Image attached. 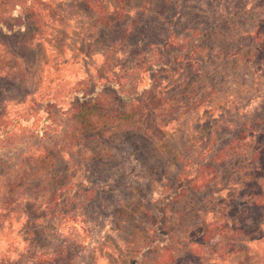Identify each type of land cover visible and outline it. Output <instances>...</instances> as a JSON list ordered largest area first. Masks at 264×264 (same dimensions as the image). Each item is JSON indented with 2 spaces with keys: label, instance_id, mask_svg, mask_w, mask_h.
I'll list each match as a JSON object with an SVG mask.
<instances>
[{
  "label": "rangeland",
  "instance_id": "rangeland-1",
  "mask_svg": "<svg viewBox=\"0 0 264 264\" xmlns=\"http://www.w3.org/2000/svg\"><path fill=\"white\" fill-rule=\"evenodd\" d=\"M28 1L33 10L15 13L25 23L42 15L38 34L28 21L24 33L0 42V65L7 73L0 80V264H20L30 256L26 239L32 226L27 235L22 228L32 214L25 202L36 191V178H42L35 174L42 169L38 155L57 147L63 152L60 171L69 159L73 165L81 159L67 137L76 124L68 105L57 108L50 100L54 96L66 105L92 80L129 101L97 114L101 129L121 123L105 136L116 139L92 140L86 147L92 151L88 162L99 161L83 171L94 173V182L105 179L109 188L88 206L69 209L85 213L94 224L84 228L71 222L65 231L74 233L77 227L82 240H100L84 245L77 263L160 264L167 256V264H264V44L253 39L255 27L264 25L258 21L264 0H125L122 7L114 0H89L109 8L106 19L78 0H0V16ZM215 24L220 27L212 42L195 52L199 30ZM189 55L203 57L200 72L182 66L186 78L177 82V67L169 62ZM18 72L21 83L6 78ZM154 74L166 78L155 86L149 78ZM188 83L192 97L182 99L161 125L123 120L126 105L150 87L158 86L159 98L165 89L178 91ZM40 109L54 117L43 134L30 129L42 120ZM144 131L140 146L135 139L127 141ZM238 135L244 140L229 152L213 182L175 198L197 160L191 151L201 153L208 144L210 150H223ZM253 188L261 194L254 195ZM236 232L242 235L234 248L229 237ZM207 237L210 241L203 242Z\"/></svg>",
  "mask_w": 264,
  "mask_h": 264
},
{
  "label": "trees",
  "instance_id": "trees-1",
  "mask_svg": "<svg viewBox=\"0 0 264 264\" xmlns=\"http://www.w3.org/2000/svg\"><path fill=\"white\" fill-rule=\"evenodd\" d=\"M114 2L122 7L125 0H114ZM77 3L83 5L90 13H101L105 15V19L107 18L106 15L109 12V8L104 6L103 2H97L95 7L89 0H78L76 1V4ZM34 8V4L28 1L24 6H20V4L16 5L13 9L14 11L3 12V15L0 16V18H3L0 21V42L3 39H8L24 33L27 29L28 21L31 22L36 34H38V29L40 28L38 25L43 23L42 15H39L40 17L37 20L34 19V15H31L25 23V21H21V13H18V11L15 13L16 10L27 12ZM36 10L40 12L39 9ZM29 14L30 13H27L26 16ZM258 21L264 22L263 13ZM108 22L109 21L107 20V23L101 25L100 32L107 29ZM258 26L255 27L257 31L255 32V37L253 39L255 43L264 44V25ZM219 27V25L215 24L212 26H205L200 30L198 29L201 33L198 37L199 39L196 41L197 45L195 52H200V50H202L207 44L212 42V37L218 32ZM146 31L147 30H142L141 36H145ZM61 42L64 45V40L60 41V45ZM62 47L60 46V49ZM114 48L115 47L111 46L110 50H114ZM256 48H258V46H256ZM193 56L194 55L182 56L177 58L174 62H169V67L174 65L177 67V69L173 71L175 72L174 76H177V82H181V80L186 78L184 73L185 69L184 67L182 68V66H185L186 70L193 69L197 74L200 72L199 69L201 67L199 62L203 57L196 55ZM193 61H195L194 65ZM2 65H0V80L5 77L4 74H7L6 71L2 70ZM17 68L16 65L13 67V70H16ZM178 69L181 70L179 71ZM164 70L166 71V69ZM11 77H13L14 81L16 80L18 82L23 81L24 79L19 72L13 76H6L8 79H11ZM149 78L152 85L156 86L158 81H164L166 77L165 75L154 74ZM188 84L184 89L178 91L177 89H165L166 93L163 95L161 93L159 98L157 94V89H159L158 86L150 87V89L146 91L145 94H142L140 98L133 99V101L130 100V104L126 105V111L128 114H124L123 120L135 121L144 119V121L148 122L147 127H150L151 125H155L156 127L161 125L165 122L166 118L172 117L173 108H175L176 105L181 104L182 99L192 97V84ZM96 85L97 84L92 80L85 88L76 91L75 97L66 105L58 102L56 98H53L54 96H52V99L50 100V102L57 108L62 107L64 109L68 105L67 110L69 111V116H71V119L74 120L76 124L74 127L69 128L67 137L70 142L69 144L79 150L81 159L74 165L73 160L69 159L64 166V170L60 171L57 169V164L60 160H63V152L58 151L57 147H54L51 150L47 149L42 154L38 155L37 160L42 169L41 172L40 169H37L35 174H42V178H36L34 183L36 191L32 192L30 198L25 202V205L32 210V214L30 217H25L27 222L23 224L22 228L24 231L23 234L27 235L26 231L29 229L28 227L30 225L32 226V229H29L30 232L26 239V242L29 243L30 256L26 261H22L20 264H78L76 260L79 259L80 254H82L84 248H86L84 245L100 244V240H95L88 236L87 241L86 239L82 240L80 235L77 234V227L73 229L74 233L68 232V228L67 231H65L66 227L71 222L81 225L83 224V227L87 226L90 228L94 223H91L85 213H76V211H74L75 213L72 214L69 209L74 207L75 210H78L82 204L88 206L97 195L109 188V185H106L104 182L105 179L97 178L94 182L92 181V178L96 177V175L94 173L92 174L90 170H87L86 172L83 171L86 166L90 164L93 165L96 161L97 163L99 161L97 157L92 163L88 162L92 151L86 148L87 144L92 140L108 141L109 143L114 141L116 137L106 140L105 136L116 129L118 130L121 124L120 123L119 126H112L108 130L101 129L96 120L98 117L97 114L103 110L109 109V105L111 104L117 106V104L120 105L127 100L129 101V99L124 97L125 95L119 91L111 90L106 93ZM149 94L152 96L150 100H144V97ZM104 97H108L110 100H103ZM187 102L188 100L186 103ZM3 104L4 103H2V105L0 104V108H2ZM165 105H169V109L166 111L163 110ZM186 106H188V104H186ZM129 107H131V109H129ZM39 113L42 120L39 121L37 125L36 122H34L30 129L35 133L43 134V132L48 130L50 125L54 122V117L43 109H40ZM147 134V131H144L141 134H131L127 138V141L135 139L137 141V146H140L141 137H146ZM241 136L242 135L232 137L229 143H226L224 149L217 152L210 150L209 144L201 149V153L191 151L193 155H197V160L192 163V167L189 168L190 171L184 174L185 176L181 180L178 190L176 189L174 191L175 198H184L193 192H199L208 187L213 182L215 174L218 172L219 168L224 166L229 152L234 148H238L242 140H244L243 136ZM69 156L72 158V154H69ZM199 158L201 161H198ZM43 191L49 194L48 198L41 194ZM253 194L257 195L261 193H258L257 189L253 188ZM77 203L80 204L78 205ZM86 231L88 230L86 229ZM240 235H242V232H236L232 237H229V241L231 242L229 243V246L235 248L234 242L240 239ZM202 241L207 243L210 241V238H204ZM77 250H81V252L76 253ZM190 256L194 257L192 254H190ZM169 260L170 259L166 256L160 261V264H167Z\"/></svg>",
  "mask_w": 264,
  "mask_h": 264
}]
</instances>
